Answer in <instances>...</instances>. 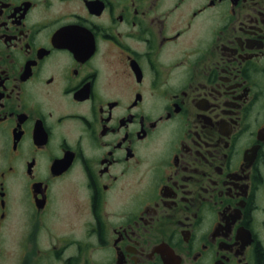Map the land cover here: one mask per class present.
Returning a JSON list of instances; mask_svg holds the SVG:
<instances>
[{
    "label": "flooded vegetation",
    "instance_id": "1",
    "mask_svg": "<svg viewBox=\"0 0 264 264\" xmlns=\"http://www.w3.org/2000/svg\"><path fill=\"white\" fill-rule=\"evenodd\" d=\"M0 264H264V0H0Z\"/></svg>",
    "mask_w": 264,
    "mask_h": 264
}]
</instances>
